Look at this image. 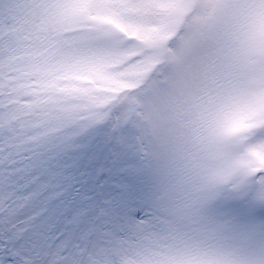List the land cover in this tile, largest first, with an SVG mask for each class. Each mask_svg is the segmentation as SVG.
<instances>
[{
  "label": "snow or ice",
  "instance_id": "1",
  "mask_svg": "<svg viewBox=\"0 0 264 264\" xmlns=\"http://www.w3.org/2000/svg\"><path fill=\"white\" fill-rule=\"evenodd\" d=\"M0 264H264V0H0Z\"/></svg>",
  "mask_w": 264,
  "mask_h": 264
}]
</instances>
